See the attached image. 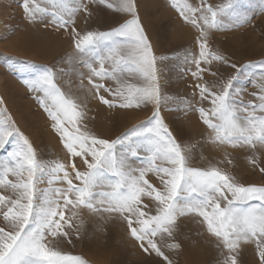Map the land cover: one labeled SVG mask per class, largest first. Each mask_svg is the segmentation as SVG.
<instances>
[{"label": "snow or ice", "instance_id": "1", "mask_svg": "<svg viewBox=\"0 0 264 264\" xmlns=\"http://www.w3.org/2000/svg\"><path fill=\"white\" fill-rule=\"evenodd\" d=\"M183 20L198 32V55L185 61L195 66L199 100L208 107L194 108L208 129V142L217 148L247 149L248 163L264 173V60L237 66L223 81L201 84L205 74L217 77L214 61L226 57L209 46L215 30L240 27L252 15L244 0H172ZM28 23L54 25L71 31L74 53L67 58L86 72H76L75 85L83 97L64 91L57 80L65 69L32 66L34 74L24 81L37 93L39 105L52 121L71 163L45 162L31 141L16 126L7 109H0V264H88L80 255L62 250L61 240L80 237L88 218L118 219L128 235L147 254L173 261L162 250H178L175 242L181 218H195L218 252L217 264H241V254L252 246L264 264V185H245L217 166H190L188 149L178 143L160 115L162 97L152 45L137 13L136 0H23ZM101 8L131 17L109 31H78ZM259 12H264L260 0ZM259 68L257 73L254 69ZM249 79L257 92L245 101L241 82ZM87 81V83H85ZM108 81L113 85L109 86ZM103 93H107V98ZM88 94L109 108H140L153 104L148 121L135 125L116 139L100 138L88 130ZM0 100V104H2ZM10 149V150H9ZM79 158L84 170L76 165ZM139 161V164H137ZM226 162L232 160L226 157ZM49 188H37L42 175ZM155 176L159 186L149 176ZM54 184L62 185L52 187ZM173 241L167 243V241Z\"/></svg>", "mask_w": 264, "mask_h": 264}, {"label": "rangeland", "instance_id": "2", "mask_svg": "<svg viewBox=\"0 0 264 264\" xmlns=\"http://www.w3.org/2000/svg\"><path fill=\"white\" fill-rule=\"evenodd\" d=\"M190 2L195 5L199 0ZM209 2L216 4L221 0ZM244 2L245 10L250 15L253 12L257 14L252 15L250 22L243 26L215 30L210 34V48L226 57L228 63L214 61L212 70L217 71V77L206 73L204 80L199 83L207 82L211 86L216 83L217 78L223 81L234 74L235 69L230 67L232 63L240 66L264 60V12L258 11L260 0ZM22 4L23 0H0V100L3 102L0 109H7L15 126L31 141L40 160L59 161L68 165L72 160L70 154L52 128L48 114L37 102V93L32 92L24 81L34 74L32 66L63 68L67 74L57 80L58 85L68 92L71 84V94L83 97L85 94L75 88L79 83L75 73L86 72V69L66 62L68 56L74 53V44L69 35L71 29L64 31L52 24L45 26L44 23H28ZM136 5L141 24L157 57L159 87L165 98L160 105V115L176 141L188 149L190 166L201 169L217 166L234 175L240 183L264 185V173L254 169L247 161L248 150L221 149L209 143L208 129L200 120L199 113L187 108L188 102L194 108L209 106L207 102L201 104L199 100L196 88L198 82L191 74L196 70L195 66L185 61L190 53L198 55L196 29L183 20L172 6V0H136ZM130 18L101 8L94 11L87 21L83 14L79 15L75 27L81 32L109 31ZM16 41L22 49L18 53L8 50L10 42L15 44ZM254 71L258 73L259 68ZM107 84L112 86L113 82L108 81ZM241 84L245 89L243 99H254L251 93L257 92L258 88L249 79ZM103 94L107 97V93ZM86 105L85 123L88 130L105 139H116L133 126L148 121L155 110L153 104L131 109L109 108L91 94L87 96ZM4 154L0 152V156ZM226 157L232 160V164L226 162ZM75 162L83 171L80 159L76 158ZM48 179V175H42L37 188L48 189ZM149 179L159 186L155 176L150 175ZM60 186L62 185H52ZM84 216L87 223L81 229L79 239L73 236L71 244L64 240L59 242L58 246L65 252L82 256L88 264H164L162 258L154 253H145L130 238L126 226L118 219L105 223L99 218H88L86 212ZM179 225L175 242L181 245L180 249L170 250L161 243L162 250L173 264H217L219 256L214 243L195 218H181ZM240 259L241 264H257L258 257L255 256L253 247L247 246Z\"/></svg>", "mask_w": 264, "mask_h": 264}, {"label": "bare ground", "instance_id": "3", "mask_svg": "<svg viewBox=\"0 0 264 264\" xmlns=\"http://www.w3.org/2000/svg\"><path fill=\"white\" fill-rule=\"evenodd\" d=\"M34 26V25H33ZM65 33V32H64ZM15 41V40H14ZM13 41V42H14ZM18 41H16V43H12L10 42V45H8V50H10L11 52H21L22 49L20 48L21 46H19V43H17Z\"/></svg>", "mask_w": 264, "mask_h": 264}]
</instances>
